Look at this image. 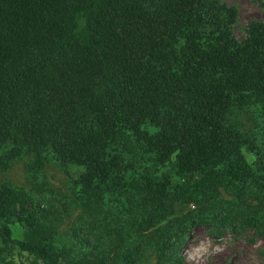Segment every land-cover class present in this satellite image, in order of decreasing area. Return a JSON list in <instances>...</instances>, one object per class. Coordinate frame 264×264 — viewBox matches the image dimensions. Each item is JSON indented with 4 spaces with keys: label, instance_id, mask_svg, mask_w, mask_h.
<instances>
[{
    "label": "trees",
    "instance_id": "obj_1",
    "mask_svg": "<svg viewBox=\"0 0 264 264\" xmlns=\"http://www.w3.org/2000/svg\"><path fill=\"white\" fill-rule=\"evenodd\" d=\"M233 15L206 0H0V170L26 155L31 175L80 170L61 212L38 185L0 184V244L32 264L90 250L136 264L123 251L153 230L157 264H183L196 225L264 228L247 203L264 201V21L238 40ZM73 207L70 231L52 227Z\"/></svg>",
    "mask_w": 264,
    "mask_h": 264
},
{
    "label": "rangeland",
    "instance_id": "obj_2",
    "mask_svg": "<svg viewBox=\"0 0 264 264\" xmlns=\"http://www.w3.org/2000/svg\"><path fill=\"white\" fill-rule=\"evenodd\" d=\"M206 1L214 4L218 3L234 11L232 33L238 40H242L246 36L250 22L254 20L264 21V11L257 1ZM244 116L247 118L248 115L244 114ZM29 160V156H23L14 160L7 169L0 170V184H8L14 190L20 191L21 194L26 190H34V187L38 185L45 189L44 192L49 194L46 197L48 207L61 209L58 210V212H61L62 198L64 195L71 193L74 180L80 170L75 168L62 170L54 163H47L43 170L31 175L28 170ZM27 203L26 207L30 208V201H27ZM247 203L252 211L264 210V201L257 198V196L250 197ZM190 206L193 205L190 204ZM63 212V215L59 216L57 221L52 222V227L58 228L61 232L70 231L73 228L78 211L73 207L69 213H66L65 209H63ZM29 230L31 229L28 226L20 222L11 224L12 235L16 239H23L25 235L29 234ZM263 230L264 228L259 229L241 218L225 223L218 221L199 224L187 234L178 255L183 264H264ZM152 231L140 230L133 233L137 240L132 242L134 243L132 246L123 251L128 253L129 257L134 258L136 264H157L156 251L153 246L158 238L152 234ZM60 240L63 244V236ZM143 240L144 242H142ZM110 254L119 256L117 260H121L118 264H123L122 252L116 255L112 251ZM84 259L88 261L83 262ZM32 260L30 254L23 251L20 253V250L16 247L11 249L5 247L3 243L0 244V264H32ZM61 260L64 264H98L99 261L91 250L86 253L83 252L80 258L74 259L72 257L70 262L64 259Z\"/></svg>",
    "mask_w": 264,
    "mask_h": 264
},
{
    "label": "water",
    "instance_id": "obj_3",
    "mask_svg": "<svg viewBox=\"0 0 264 264\" xmlns=\"http://www.w3.org/2000/svg\"><path fill=\"white\" fill-rule=\"evenodd\" d=\"M59 264H64V262L63 261H60V263Z\"/></svg>",
    "mask_w": 264,
    "mask_h": 264
}]
</instances>
